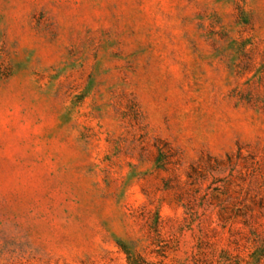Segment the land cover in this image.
<instances>
[{
    "label": "rangeland",
    "instance_id": "rangeland-1",
    "mask_svg": "<svg viewBox=\"0 0 264 264\" xmlns=\"http://www.w3.org/2000/svg\"><path fill=\"white\" fill-rule=\"evenodd\" d=\"M264 264V0H0V264Z\"/></svg>",
    "mask_w": 264,
    "mask_h": 264
},
{
    "label": "trees",
    "instance_id": "trees-1",
    "mask_svg": "<svg viewBox=\"0 0 264 264\" xmlns=\"http://www.w3.org/2000/svg\"><path fill=\"white\" fill-rule=\"evenodd\" d=\"M129 260H130L129 264H146L145 261L143 260L142 262H139V263H137V261H134V260L132 261V259H130V256H129Z\"/></svg>",
    "mask_w": 264,
    "mask_h": 264
}]
</instances>
